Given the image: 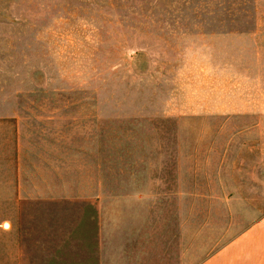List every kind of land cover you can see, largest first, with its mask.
<instances>
[{"label": "rangeland", "instance_id": "rangeland-1", "mask_svg": "<svg viewBox=\"0 0 264 264\" xmlns=\"http://www.w3.org/2000/svg\"><path fill=\"white\" fill-rule=\"evenodd\" d=\"M238 79L264 83V0H0V110L69 122L71 189L101 190L102 264H193L262 216L206 197Z\"/></svg>", "mask_w": 264, "mask_h": 264}, {"label": "crops", "instance_id": "crops-1", "mask_svg": "<svg viewBox=\"0 0 264 264\" xmlns=\"http://www.w3.org/2000/svg\"><path fill=\"white\" fill-rule=\"evenodd\" d=\"M232 84L222 93L228 102L222 117L237 124L222 126L228 137L217 169L221 186L206 197L220 199L224 212L239 200L249 208L245 212L262 216L193 264H264V209L255 202L264 189V83ZM38 113L0 110V264H53L71 247L83 264H102L101 190L95 182L92 190L79 183L71 189L69 122ZM93 154L95 169V149ZM226 166L232 172L238 167L230 186ZM168 258L189 262L182 254Z\"/></svg>", "mask_w": 264, "mask_h": 264}]
</instances>
